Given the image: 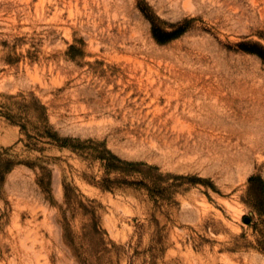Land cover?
I'll return each mask as SVG.
<instances>
[{
    "label": "rangeland",
    "instance_id": "obj_1",
    "mask_svg": "<svg viewBox=\"0 0 264 264\" xmlns=\"http://www.w3.org/2000/svg\"><path fill=\"white\" fill-rule=\"evenodd\" d=\"M0 264H264V0H0Z\"/></svg>",
    "mask_w": 264,
    "mask_h": 264
},
{
    "label": "bare ground",
    "instance_id": "obj_2",
    "mask_svg": "<svg viewBox=\"0 0 264 264\" xmlns=\"http://www.w3.org/2000/svg\"><path fill=\"white\" fill-rule=\"evenodd\" d=\"M128 34H129V33H128ZM216 81H217V80H216ZM223 83H224V82H223ZM206 89H207V88H206ZM219 90H220V89H219ZM210 92H211V91H210ZM212 93H213V92H212ZM234 93H235V92H234ZM206 97H207V96H206ZM212 97H213V96H212ZM172 102H173V101H172ZM205 102H206V101H205ZM210 107H211V106H210ZM208 108H209V107H208ZM211 112H213V110H212ZM216 112H217V111H216ZM225 118H226V117H225ZM225 120H227V119H225ZM203 122H204V121H203ZM205 122H206V121H205ZM207 122H208V121H207ZM227 122H228V121H227ZM197 125H198V124H197ZM198 126H199V125H198ZM207 126H208V125H207ZM213 128H214V127H213ZM210 132H211V131H210ZM218 132H219V131H218ZM262 132H263V131H262ZM203 133H204V132H202V133L200 134V132H199L198 134H200L201 136H204L206 133H205L204 135H202ZM210 134H211V133H210ZM212 134H213V132H212ZM214 134H215V133H214ZM196 135H197V134H196ZM193 137H194V136H193ZM217 138H218V136H217ZM206 139H207V138H206ZM219 139H221V138H218V140H219ZM202 140H203V139H202ZM202 140H201V141H202ZM222 140H224V139L222 138ZM195 141H196V140H195ZM198 141H199V140H198ZM261 141H262V140H261ZM193 143H194V142H193ZM186 144H187V143H186ZM190 144H191V143H190ZM190 144H189V146H190ZM204 144H206V143L204 142ZM236 144H237V143H236ZM206 145H207V144H206ZM222 145H223V144H222ZM186 146H187V145H186ZM186 146H185V147H186ZM189 146H188V147H189ZM195 146H196V145H195ZM214 148H216V147H214ZM190 149H191V148H190ZM207 149H208V148H207ZM203 150H204V149H203ZM216 150H218V149H216ZM223 150H224V149H223ZM227 150H228V149H227ZM187 151H188V150H187ZM205 151H206V150H205ZM228 151H229V150H228ZM238 153H239V152H238ZM238 153H237V154H238ZM229 154H230V152H229ZM228 156H229V155H228ZM50 229H51V228H50Z\"/></svg>",
    "mask_w": 264,
    "mask_h": 264
},
{
    "label": "water",
    "instance_id": "obj_3",
    "mask_svg": "<svg viewBox=\"0 0 264 264\" xmlns=\"http://www.w3.org/2000/svg\"><path fill=\"white\" fill-rule=\"evenodd\" d=\"M246 220H249V217H245Z\"/></svg>",
    "mask_w": 264,
    "mask_h": 264
},
{
    "label": "trees",
    "instance_id": "obj_4",
    "mask_svg": "<svg viewBox=\"0 0 264 264\" xmlns=\"http://www.w3.org/2000/svg\"><path fill=\"white\" fill-rule=\"evenodd\" d=\"M161 40H165V39H161Z\"/></svg>",
    "mask_w": 264,
    "mask_h": 264
}]
</instances>
